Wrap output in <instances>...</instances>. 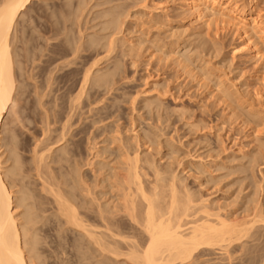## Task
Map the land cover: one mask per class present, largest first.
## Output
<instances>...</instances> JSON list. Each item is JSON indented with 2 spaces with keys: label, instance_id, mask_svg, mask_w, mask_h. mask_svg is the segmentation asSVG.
Segmentation results:
<instances>
[{
  "label": "rangeland",
  "instance_id": "obj_1",
  "mask_svg": "<svg viewBox=\"0 0 264 264\" xmlns=\"http://www.w3.org/2000/svg\"><path fill=\"white\" fill-rule=\"evenodd\" d=\"M235 1L253 4L264 20V0ZM184 3L33 0L19 17L2 160L13 166L14 146V190L26 193L42 264H123L100 251L81 260L87 249L75 247L80 233L60 222L51 188L73 196L99 231L108 233L99 212L113 213L136 238L139 228L118 212L127 155L139 154L149 187L176 177L179 189L220 203L222 214L264 213V59L245 50L235 26L196 20ZM253 231L246 247L263 264L264 221ZM236 246L231 264L242 263ZM221 252L208 250L195 264H229Z\"/></svg>",
  "mask_w": 264,
  "mask_h": 264
},
{
  "label": "bare ground",
  "instance_id": "obj_2",
  "mask_svg": "<svg viewBox=\"0 0 264 264\" xmlns=\"http://www.w3.org/2000/svg\"><path fill=\"white\" fill-rule=\"evenodd\" d=\"M32 1L0 0V264H42L39 251L30 237L29 224L34 219L25 205L26 193L17 196L14 190L13 183L19 175V156L13 146L14 164L5 168L1 136L3 120L14 101L16 90L12 34L23 10ZM184 1L196 20H205L210 24L209 21L217 17L216 22L235 26L241 33L245 50L254 57L264 59V20L253 11V4L235 0ZM91 75L92 67L84 74L81 94ZM11 144H14L13 141ZM60 149L66 151L65 146ZM140 161L139 154L133 158L127 155L125 171L119 176L124 193L118 212L125 214L131 227L139 228L136 238L122 232L124 223L128 222L116 218L113 213L109 218L104 212H99L108 233L99 231L100 226L90 223L82 215L73 196L68 197L59 186L57 189L52 186L60 222L80 233L81 236L73 240L75 247L80 251L87 249V252L81 253L82 261L96 259L100 251L123 264H195L205 252L219 248L231 264L235 254L232 248L241 245L243 248L239 246L242 248L239 250L244 251L240 256L241 264H259L256 249H250L248 244L246 247L248 241L245 239L252 238L257 223L264 221V213L253 212L248 215L250 218L222 214L220 203L212 205L208 199H199L188 190L179 189L176 177H173L169 187L158 184L149 187L145 184V169ZM21 207L26 208L24 213L19 212ZM114 227H119V230ZM89 250L93 252L87 255Z\"/></svg>",
  "mask_w": 264,
  "mask_h": 264
}]
</instances>
